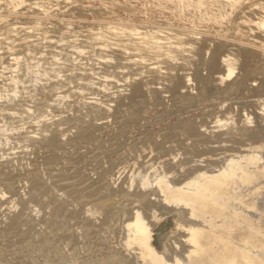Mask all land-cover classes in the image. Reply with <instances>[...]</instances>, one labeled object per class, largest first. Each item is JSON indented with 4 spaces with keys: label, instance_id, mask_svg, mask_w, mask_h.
Wrapping results in <instances>:
<instances>
[{
    "label": "rangeland",
    "instance_id": "obj_1",
    "mask_svg": "<svg viewBox=\"0 0 264 264\" xmlns=\"http://www.w3.org/2000/svg\"><path fill=\"white\" fill-rule=\"evenodd\" d=\"M263 16L264 0H0V264L142 262L137 215L162 264H264ZM230 161L246 171L226 205L212 185L196 198Z\"/></svg>",
    "mask_w": 264,
    "mask_h": 264
},
{
    "label": "bare ground",
    "instance_id": "obj_2",
    "mask_svg": "<svg viewBox=\"0 0 264 264\" xmlns=\"http://www.w3.org/2000/svg\"><path fill=\"white\" fill-rule=\"evenodd\" d=\"M48 2V1H47ZM30 5H31V3H30ZM54 5V4H53ZM168 5V4H167ZM248 6V5H247ZM27 7H29V5L27 6ZM122 8V7H121ZM39 9V8H38ZM55 9V8H54ZM20 10H21V8H20ZM57 10V9H56ZM61 10V9H60ZM75 10V9H74ZM258 11V10H257ZM101 12V11H100ZM106 12V11H105ZM30 13V12H29ZM42 13V12H41ZM260 13V12H259ZM217 15V14H216ZM4 16V15H3ZM3 16H2V18H3ZM253 16V15H252ZM264 17V16H263ZM7 18V17H6ZM5 18V19H6ZM237 18V17H236ZM257 18V17H256ZM4 19V20H5ZM22 19V18H21ZM71 19V18H70ZM129 19V18H128ZM33 20H34V18H33ZM130 20V19H129ZM37 21V20H36ZM56 21V20H55ZM257 21V20H256ZM15 21H13V23H14ZM39 22V21H38ZM259 22V21H258ZM5 23V25H3ZM3 24H1V26L4 28V26H6L7 27V23L8 24H10L9 23V21L8 22H4ZM18 23V22H17ZM16 23V24H17ZM66 23H68V22H66ZM11 24H12V22H11ZM15 24V23H14ZM20 24V23H19ZM23 24V23H22ZM59 24V23H58ZM93 24V23H92ZM96 24H98L99 25V23H96ZM31 25H32V23H31ZM37 25V24H36ZM35 25V26H36ZM40 25V24H39ZM62 25V24H61ZM60 25V26H61ZM64 25L65 24H63V27H64ZM68 25V24H67ZM66 25V26H67ZM69 25H70V23H69ZM68 25V26H69ZM107 25V24H106ZM105 25V26H106ZM109 25V24H108ZM1 26H0V28H1ZM9 26V25H8ZM34 26V25H33ZM33 26L31 27V28H33ZM59 26V25H58ZM57 26V27H58ZM76 26V25H75ZM93 26H95V25H93ZM97 26V25H96ZM102 26H103V24H102ZM110 26V25H109ZM118 26V25H117ZM10 27H11V25H10ZM13 27V26H12ZM11 27V28H12ZM17 27V26H16ZM37 27V26H36ZM45 27V26H44ZM51 27V26H50ZM56 27V28H57ZM69 27H71V25L69 26ZM90 27V26H89ZM88 27V28H89ZM115 27V26H114ZM119 28H120V25L118 26ZM18 28V27H17ZM30 28V27H29ZM54 28H55V26H54ZM60 27H58L57 28V30L59 31H61L62 29V27L59 29ZM82 28V27H81ZM117 28V27H116ZM123 28V27H122ZM125 29H127L126 27H124ZM123 28V30H125ZM130 28V27H129ZM2 29V28H1ZM25 29V28H24ZM45 29V28H44ZM47 29V28H46ZM48 29H50V28H48ZM64 29V28H63ZM98 28L96 27V29H95V27L93 28V30H97ZM131 29V28H130ZM129 29V30H130ZM137 29H139V27L137 28ZM141 29V28H140ZM139 29V30H140ZM154 29H156V28H154ZM154 29H150V30H154ZM171 29V28H170ZM170 29H168V30H170ZM177 29V28H176ZM27 30V29H26ZM29 30V29H28ZM35 30V29H34ZM43 30V29H42ZM52 30V29H51ZM56 30V31H57ZM77 30V29H76ZM83 31L84 30H86V29H82ZM93 30H91V31H93ZM104 30V29H103ZM103 30H101V32L103 31ZM116 31V30H118L119 31V29L117 28V29H112V30H110L111 32H110V34L111 33H116L117 34V32H114V31ZM120 30H121V28H120ZM141 30H144V29H141ZM147 30V29H146ZM150 30H148V36L145 34L144 35V37L146 38V39H148L147 37H149L150 36ZM39 31V30H38ZM45 31V30H44ZM74 31V30H73ZM81 31V30H80ZM83 31H81V32H83ZM89 31V30H88ZM98 31V30H97ZM113 31V32H112ZM122 31V30H121ZM120 31V32H121ZM128 31V30H127ZM133 31V30H132ZM134 31H136V30H134ZM158 32L160 31V35L162 36L163 34H165V32L164 31H167V29H165L164 28V31H162V32H164L163 34L161 33V28H159V30H157ZM171 31V30H170ZM170 31H168V32H166V33H170ZM189 31V30H188ZM4 32H6V31H4ZM20 32H22V31H20ZM42 32V31H41ZM76 32V31H75ZM105 32V31H104ZM107 32V31H106ZM105 32V33H106ZM146 32V31H145ZM156 32V31H155ZM155 32H153V33H155ZM183 32V31H182ZM181 31H177L176 33H182ZM184 32H186V34H187V36H188V38L189 37H191V36H189V34L187 33V31H184ZM183 32V33H184ZM30 33H31V31H30ZM34 33H36V32H34ZM65 33V32H64ZM68 32L66 31V33L65 34H67ZM88 33V32H87ZM90 33V32H89ZM122 33H125V32H121V36H123L124 34H122ZM131 33V31H129L128 32V34H130ZM133 33V35L134 34H136L137 35V33H134V32H132ZM147 33V32H146ZM173 33V32H172ZM171 33V34H172ZM176 33L174 34L173 33V36L175 35V36H177L176 35ZM18 34V33H17ZM24 33H22V35H23ZM80 34H82V33H80ZM99 34H101V35H103V33H99ZM109 33H107V35H108ZM126 34V33H125ZM128 34L126 35L127 37H128ZM139 34V33H138ZM152 34V33H151ZM159 33H157L156 34V36L158 35ZM167 34V35H168ZM192 35H193V37H195L194 36V34L193 33H191ZM190 34V35H191ZM257 34V33H256ZM11 35V34H10ZM32 35H34V34H32ZM77 35H79V34H77ZM83 35V34H82ZM87 35H89V34H86V35H84V36H86L87 37ZM93 35H95L94 33H93ZM93 35H89L90 36V38L92 39V36ZM97 35H98V33H97ZM96 35V36H97ZM106 34L105 35H103V36H107ZM112 35V34H111ZM119 35V34H118ZM154 34H152L151 36H153ZM166 35V34H165ZM167 35H166V37H167ZM170 35V34H169ZM180 35H182V34H179V37H180ZM202 35V34H201ZM258 35V34H257ZM1 36V35H0ZM81 36V35H80ZM88 36V37H89ZM96 36H95V39H98V38H96ZM102 36V37H103ZM109 37H110V35H108ZM108 36L106 37V39L108 38ZM113 36H114V34H113ZM120 36V35H119ZM132 35L130 34L129 35V37H131ZM135 36V35H134ZM141 36V35H140ZM161 36H159L160 37V39H158L159 40V42H160V40L162 39L161 38ZM173 36H168L170 39L173 37ZM185 36V42H186V40L188 39V38H186L187 36L186 35H184ZM197 38H198V33H197ZM203 36V35H202ZM20 37V36H19ZM24 37V36H23ZM49 37V36H48ZM52 37V36H51ZM73 37H75V36H73ZM78 37V36H77ZM97 37H100L99 35L97 36ZM114 37H116V36H114ZM123 37H125V36H123ZM158 37V36H157ZM165 36H163V40L164 39H166V38H164ZM193 37H191V39L190 40H192L193 39ZM17 38V37H16ZM25 38H26V36H25ZM111 38V37H110ZM113 38V37H112ZM141 38H143V37H141ZM153 38H154V36H153ZM181 38V37H180ZM196 38V37H195ZM194 38V39H195ZM48 39V38H47ZM63 39V38H62ZM105 39V38H104ZM115 39H117V38H115ZM135 39V38H134ZM146 39H143V41H147ZM156 38H154V39H151L150 38V40H152V42H154L153 40H155ZM173 39V38H172ZM171 39V40H172ZM175 39V38H174ZM183 39V36H182V38L180 39V40H182ZM193 39V40H194ZM205 39V38H204ZM231 39V38H230ZM35 40V39H34ZM84 40H85V38H84ZM93 40H94V37H93ZM139 40H142V39H139ZM149 40V39H148ZM192 40V42H194ZM199 40V39H198ZM198 40H197V42H198ZM234 40V39H233ZM232 40V41H233ZM4 41V40H3ZM57 41V40H56ZM100 41V40H99ZM102 41V40H101ZM110 41V40H109ZM132 41V40H131ZM166 41V40H165ZM173 42H170V40H169V44H170V46H171V44L172 43H174V41L175 40H172ZM182 41H184V39L182 40ZM188 41V40H187ZM29 42L30 41H28V44H29ZM48 42V41H47ZM114 42V41H113ZM112 42V43H113ZM155 42H157L156 40H155ZM158 42V43H159ZM167 43H168V39H167V41H166ZM166 42H165V44L164 43H162V44H164V45H166ZM176 42V41H175ZM190 42V41H189ZM188 42V43H189ZM200 42V41H199ZM206 42V41H205ZM226 42H228V41H225L223 44H226ZM230 42V41H229ZM227 43V44H230V43H232L231 45H233L234 43L233 42H230V43ZM238 42L241 44V42L238 40ZM32 43V42H31ZM49 43H51V41L49 42ZM53 43V42H52ZM58 43V42H57ZM101 43V42H100ZM180 43H184V42H181L180 41ZM196 43V42H195ZM218 43V42H217ZM222 43V42H221ZM221 43H218L219 44V48H220V45H221ZM56 44V43H55ZM149 44V43H148ZM174 44H178L179 45V43H178V40H177V43H174ZM187 44V43H186ZM211 44V43H210ZM213 44V43H212ZM237 44V43H236ZM235 44V45H236ZM39 45V44H38ZM131 45V44H130ZM173 45V44H172ZM176 45H173V46H176ZM184 45V44H183ZM183 45H182V47H183ZM193 45V44H192ZM196 45H198V44H196ZM15 46H17V45H15ZM59 46H61V45H59ZM91 46V45H90ZM159 46V45H158ZM167 46V45H166ZM169 46V45H168ZM190 46V45H189ZM188 46V47H189ZM212 46V45H211ZM237 46V45H236ZM241 46V45H240ZM4 47V46H3ZM20 47V46H19ZM22 47V46H21ZM103 47V46H102ZM130 47V46H129ZM139 47V46H138ZM178 47V46H177ZM181 47V46H180ZM210 47V46H209ZM216 47V46H215ZM222 47H223V45H222ZM221 47V48H222ZM254 47H256V45L254 46ZM5 48V47H4ZM64 48V47H63ZM82 48H84V47H82ZM81 48V49H82ZM104 48V47H103ZM173 48V47H172ZM179 48V47H178ZM224 48H226V46L224 47ZM244 48V47H243ZM249 48V47H248ZM166 49V48H165ZM168 49V48H167ZM171 49V48H170ZM182 49H184V48H182ZM230 49H232V48H230ZM236 48H234V50H235ZM238 49V48H237ZM239 49H240V47H239ZM238 49V50H239ZM251 49H252V47H251ZM256 49V48H255ZM21 50V49H20ZM35 50H37V49H35ZM73 50V49H72ZM109 50V49H108ZM117 50V49H116ZM160 50V49H159ZM179 50H181V49H179ZM179 50H177L176 51V53L179 51ZM222 50V49H221ZM225 50V49H224ZM40 51V50H39ZM110 51H113L112 49L110 50ZM174 51V50H173ZM210 51V50H209ZM228 51V50H227ZM232 52H233V50H231ZM250 51V50H249ZM7 52V51H6ZM17 52V51H16ZM20 52V51H19ZM18 52V53H19ZM24 52H25V50H24ZM33 52V51H32ZM37 52V51H36ZM171 52V51H170ZM184 52V51H183ZM211 52V51H210ZM235 52V51H234ZM39 53V52H38ZM78 53V52H77ZM169 53V52H168ZM47 54V53H46ZM167 54V53H166ZM170 54V53H169ZM172 54V53H171ZM181 54V53H180ZM222 54V53H221ZM225 54H227V53H225ZM235 54H236V52H235ZM235 54H232V55H235ZM24 55V54H23ZM37 55V54H36ZM49 55V54H48ZM117 55V54H116ZM192 55V54H191ZM230 55V54H229ZM253 55V54H252ZM27 56V55H26ZM168 56V55H167ZM213 56V55H212ZM236 56V55H235ZM9 57V56H8ZM7 57V58H8ZM29 57V56H28ZM51 57V56H50ZM146 57V56H145ZM229 57H231V56H229ZM234 57V56H233ZM237 57V56H236ZM6 58V59H7ZM13 58V57H12ZM53 58V57H52ZM235 58V57H234ZM121 59H122V57H121ZM123 59H124V57H123ZM126 59V58H125ZM236 59H238V58H236ZM253 59V58H252ZM9 60V59H8ZM114 60V59H113ZM135 60V59H134ZM128 61H130V60H128ZM223 61H225L224 59H223ZM227 61V60H226ZM234 61V60H233ZM232 61V62H233ZM133 62V61H132ZM179 62V61H178ZM209 62V61H208ZM239 62V61H238ZM241 62V61H240ZM106 63V62H105ZM156 63V62H155ZM171 63H173V61L171 62ZM181 63V62H180ZM234 63V62H233ZM236 63V62H235ZM109 64V63H108ZM134 64V63H133ZM112 65V64H111ZM110 65V66H111ZM162 65V64H161ZM114 66V65H113ZM163 66V65H162ZM225 66H226V64H225ZM228 66H230V65H228ZM234 66V65H233ZM245 66V65H244ZM128 67V66H127ZM38 69V68H37ZM41 69V68H40ZM50 69V68H49ZM124 69V68H123ZM195 69V68H194ZM207 69H209V68H207ZM231 69V68H230ZM42 70H44V69H42ZM202 70V69H201ZM22 71V70H21ZM46 72H47V70H46ZM220 72V71H219ZM42 75V74H41ZM192 75V74H191ZM210 75V74H209ZM212 75V74H211ZM223 76H224V74H222ZM184 76V75H183ZM227 76V75H226ZM262 76V75H261ZM42 77V76H41ZM250 78V77H249ZM160 79V78H159ZM176 79V78H175ZM157 80V79H156ZM158 81V80H157ZM57 82V81H56ZM260 82V81H259ZM8 84V83H7ZM53 84V83H52ZM61 84V83H60ZM66 84V83H65ZM113 84V83H112ZM205 84V83H204ZM226 84H228V83H226ZM230 84V83H229ZM249 84V83H248ZM261 84V83H260ZM59 85V84H58ZM57 85V86H58ZM69 85V84H68ZM88 85V84H87ZM174 85V84H173ZM176 85V84H175ZM262 85V84H261ZM50 86V85H49ZM52 86V85H51ZM93 86V85H92ZM243 86V85H242ZM48 87V86H47ZM59 87V86H58ZM230 87V86H229ZM55 88V87H54ZM164 88V87H163ZM19 89V88H18ZM63 89V88H62ZM98 89V88H97ZM162 89V88H161ZM204 89V88H203ZM262 89V88H261ZM44 90V89H43ZM46 90V89H45ZM164 90V89H163ZM47 91V90H46ZM202 91V90H201ZM44 92V91H43ZM180 94V93H179ZM168 95V94H167ZM177 95V94H176ZM22 96V95H21ZM207 96V95H206ZM29 97V96H28ZM173 98V97H172ZM38 99V98H37ZM30 100V99H29ZM69 100V99H68ZM35 101H36V99H35ZM84 101V100H83ZM137 103V102H136ZM37 107V106H36ZM130 107V106H129ZM5 108V107H4ZM7 108V107H6ZM38 108V107H37ZM141 108V107H140ZM15 109V108H14ZM132 109V108H131ZM130 109V110H131ZM40 110V109H39ZM132 111V110H131ZM134 111V110H133ZM136 111V110H135ZM139 111V110H138ZM42 112V111H41ZM5 113V112H4ZM1 115V114H0ZM43 116V115H42ZM48 116V115H47ZM131 116V115H130ZM37 117V116H36ZM41 118V117H40ZM35 119V118H34ZM33 119V120H34ZM44 119V118H43ZM242 119V118H241ZM40 120V119H39ZM42 121V120H41ZM7 122V121H6ZM33 122H35V121H33ZM38 122V121H37ZM43 122V121H42ZM46 124V123H45ZM217 126V125H216ZM232 127H233V125H232ZM244 127V126H243ZM246 127V126H245ZM189 128V127H188ZM241 128V127H240ZM239 128V129H240ZM242 129V128H241ZM237 130V129H236ZM187 131V130H186ZM208 132V131H207ZM224 132V131H223ZM224 134V133H223ZM242 134V133H241ZM245 135H247V134H245ZM217 136V135H216ZM219 136V135H218ZM26 137V136H25ZM24 138V137H23ZM206 138V137H205ZM23 140V139H22ZM25 140V139H24ZM24 142V141H23ZM22 142V143H23ZM201 142V141H200ZM201 155V154H200ZM197 156V155H196ZM214 161V160H213ZM218 161V160H217ZM222 162V161H221ZM232 161H230L225 167H223V168H221L216 174H214V176H212L211 178H209V179H207L206 181H205V183H208V184H205L204 182H200V183H202V184H200V186H197V188H195V189H197V193H196V198H198V199H202L203 197H205L206 199H207V197H206V189H210V188H208L209 186H214V188H215V190H216V188H217V190H216V192L214 193L215 194V197H219V198H221V202L220 201H215V202H218L219 204H217V206H225L226 205V203L224 202V191H223V189H221V191H219L218 189L219 188H221L224 184H227V182H229L230 181V177H231V175L232 174H234L235 173V168H237L238 170L240 169V170H243V171H246V165H244V164H242V163H240V161H238V163L236 164V167H234L233 165H232ZM150 167V166H149ZM220 167H221V165H220ZM145 169V168H144ZM213 169V168H212ZM166 170V169H165ZM162 172V171H161ZM155 173H156V171H155ZM160 173V172H159ZM201 174H202V172H201ZM245 174V173H244ZM172 182V181H171ZM197 182V181H196ZM177 183V182H176ZM175 183V184H176ZM191 190V189H190ZM195 191V190H194ZM196 192V191H195ZM194 194V193H193ZM213 194V193H212ZM212 194H211V196H212ZM141 196H143V195H141ZM140 196V197H141ZM174 196H175V194L174 193H168L167 194V198L170 200V199H173L174 198ZM101 198V197H100ZM103 198V197H102ZM95 201V200H94ZM203 201V200H202ZM201 201V202H202ZM154 202V201H153ZM144 203V202H143ZM147 203V202H146ZM149 204H151V203H149ZM145 205V204H144ZM201 205H203L204 206V204L202 203ZM146 206V205H145ZM212 206H214V205H212ZM217 206H214V207H212L211 209H214V210H216V208H217ZM150 208V207H149ZM221 210V209H220ZM236 210V209H235ZM219 211V210H218ZM138 212V211H137ZM236 213V212H235ZM239 213V212H238ZM133 214H135V213H133ZM239 215V220L241 219V222H243L244 223V218H243V214L242 213H240V214H238ZM142 217V216H141ZM246 218V217H245ZM238 219V218H237ZM243 219V220H242ZM248 219V218H247ZM130 220H132V219H130ZM144 220V219H143ZM237 222V221H236ZM146 223V222H145ZM200 223V222H199ZM246 223V222H245ZM251 223V222H250ZM177 224V223H176ZM179 224V226H183L181 223H178ZM177 224V225H178ZM147 225H149V223H146V225L145 224H142L141 223V219H140V216L139 215H137L134 219H133V221L132 222H128V224H127V226H128V228H129V236H127V244L128 245H135L136 247V249L137 250H139V252H138V254H139V256H140V258H141V261L142 262H139V258H136V264H155L154 263V261H156L158 264H162V263H164V261H166L165 259L168 257H166L165 258V256L162 254V253H160L159 251H157L156 250V248H155V246H154V244L151 242V239L153 238V234L151 233V231L152 230H150L149 228H148V226ZM201 225V224H200ZM251 225V224H250ZM150 226V225H149ZM167 226H168V224L166 225H163L162 227H160V228H158V229H156L155 230V237H154V240L156 241V243L157 244H162L163 242V240H164V238L167 236V234L169 233V229L167 228ZM188 226V224L186 225V227ZM188 227H190V229H191V227H192V225L191 226H188ZM152 228V227H151ZM181 228V227H180ZM254 228H256V227H254ZM258 229V228H257ZM188 230V229H187ZM259 230V229H258ZM190 231L191 230H189V232L188 233H190ZM261 231V230H260ZM261 233V232H260ZM251 234H253V235H255V236H257L258 235V231H256V230H254V229H252L251 230ZM259 235H261V237L259 236ZM258 236L260 237V238H258L259 240H260V242H262V243H264V235H262V234H259ZM208 236V235H207ZM246 237H247V235H246ZM250 237V236H249ZM174 238H176V237H174ZM254 238V237H253ZM257 238V237H256ZM257 239V240H258ZM191 241L194 243V246H198L197 244H198V238L196 239L195 237H191ZM8 242V241H7ZM174 242H176V239H175V241ZM179 242V241H178ZM219 242V241H218ZM232 242V241H231ZM233 242H234V240H233ZM1 243V242H0ZM180 243V242H179ZM221 243H222V241H221ZM227 243V242H226ZM250 243V242H249ZM7 244V243H6ZM11 244V243H10ZM209 244V243H208ZM170 245V244H169ZM174 245V244H173ZM176 246H178L177 244H175ZM190 245V244H189ZM223 245V244H222ZM259 245V244H258ZM261 245V244H260ZM264 245V244H263ZM10 246V245H9ZM191 246V245H190ZM227 246V245H226ZM169 247V246H168ZM199 247V246H198ZM208 247V246H207ZM210 247V246H209ZM171 248V247H170ZM173 248V247H172ZM181 248L183 249V247L181 246ZM232 248V247H231ZM173 249H175V248H173ZM186 249V248H185ZM214 249V248H213ZM2 250V249H1ZM180 250V249H179ZM184 250V249H183ZM187 250H188V247H187ZM196 250V249H195ZM197 250H199L198 248H197ZM222 250V249H221ZM225 250V249H224ZM233 250V249H232ZM246 249L244 248V251H245ZM177 253H178V248H177ZM175 250H173L172 252L174 253V252H176ZM185 251V250H184ZM190 251V250H189ZM227 251V250H226ZM231 251V250H230ZM221 252V251H220ZM245 252H247V251H245ZM184 254L183 252H180V253H178V254H180V255H182V254ZM221 253H223V251L221 252ZM237 253H239V252H237ZM261 253V252H260ZM2 254V253H1ZM219 254V253H218ZM235 254V253H234ZM233 254V255H234ZM243 254V253H242ZM179 255V256H180ZM240 255H241V253H240ZM248 255V254H247ZM251 255V254H250ZM1 256V255H0ZM171 256V255H170ZM186 256V255H185ZM184 256V257H185ZM212 256V255H211ZM223 256V255H222ZM225 256V255H224ZM3 257V256H2ZM1 257V258H2ZM174 256H172V258H173ZM183 257V256H182ZM187 257V256H186ZM185 257V258H186ZM215 257V256H214ZM218 257V256H217ZM220 258H221V256H219ZM242 257V256H241ZM8 258H10V257H8ZM58 258V257H57ZM176 258V257H175ZM185 258H183V261L185 260ZM211 258V257H210ZM230 258V257H229ZM231 258H233V256L231 257ZM256 258V257H255ZM3 259H5V258H3ZM174 259V258H173ZM233 259H235V258H233ZM239 259V258H238ZM132 260H134V259H132ZM167 260H170V258H168ZM182 260V259H181ZM181 260L180 259H178V258H176V261L175 260H173V261H175L176 262V264H180V263H182L181 262ZM213 260V259H212ZM218 260H219V258H218ZM232 260V259H231ZM230 260V261H231ZM246 260V259H245ZM253 260V259H252ZM257 260V259H256ZM5 261V260H4ZM172 261V260H171ZM186 261V260H185ZM229 261V260H228ZM2 262V261H1ZM9 262V261H8ZM133 262V261H132ZM261 262H263V261H261ZM200 263V262H199ZM227 263V262H226ZM230 263V262H229ZM234 263V262H233ZM233 263H231V264H233ZM250 263V262H249ZM3 264V263H2ZM11 264V263H10ZM134 264V263H133ZM209 264V263H208ZM219 264H222V263H219Z\"/></svg>",
    "mask_w": 264,
    "mask_h": 264
}]
</instances>
